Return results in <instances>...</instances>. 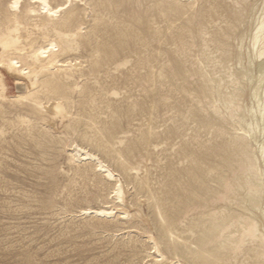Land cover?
I'll use <instances>...</instances> for the list:
<instances>
[{"label":"bare ground","instance_id":"bare-ground-1","mask_svg":"<svg viewBox=\"0 0 264 264\" xmlns=\"http://www.w3.org/2000/svg\"><path fill=\"white\" fill-rule=\"evenodd\" d=\"M254 10L253 25L241 31ZM197 42L205 47L200 66L188 68L180 57ZM153 43L175 45L157 68ZM4 69L18 88L10 99L31 114L19 122L47 138L60 119L73 182L82 179L93 198L109 189L111 206L81 207L90 225L141 230L152 264H264L256 213L264 217V0L0 1V98L9 88ZM248 87L252 106L242 104ZM162 110L174 112L160 130ZM160 145L170 162L157 165L154 187L148 168L139 173L142 160H162ZM130 185L133 205L140 195L148 201L147 222L128 209Z\"/></svg>","mask_w":264,"mask_h":264},{"label":"rangeland","instance_id":"rangeland-1","mask_svg":"<svg viewBox=\"0 0 264 264\" xmlns=\"http://www.w3.org/2000/svg\"><path fill=\"white\" fill-rule=\"evenodd\" d=\"M258 5L261 6V2ZM255 16H257L256 10L250 14V17L246 16L240 30L250 29ZM249 41V38H245V51ZM240 42V36L231 38L235 52ZM174 48V44L153 43L151 52L158 57L154 62L156 68L169 61L171 50ZM204 48L203 43L197 42L196 45L189 47L180 59L188 68L198 67L200 63L197 58L200 50ZM206 51L210 52V50ZM247 60L245 56L243 62L247 64ZM210 67L211 64L206 65L207 69ZM141 71L146 70L141 69ZM4 72L9 88L7 97L0 98V109L5 110L4 115L0 116V264H152L153 257L146 256L143 244L147 241V234L127 225L105 229L94 227L90 225L94 223L93 219L89 215L80 213L81 207L88 205L93 208L111 206L112 203H105L104 200L109 189L105 187L99 192L103 198H93L92 194L82 191V179L76 177V181L73 182L74 171L64 150L65 143L60 140L63 136L61 133L63 123L60 119L52 121L49 125L52 136L47 138L39 137L37 130L29 132L27 125L19 122V116L25 114L31 116V114L26 106L13 103L10 99L18 92V88L15 79L5 69ZM196 78V76L190 78L194 86ZM128 90L134 98L141 97L142 92L139 87L132 85ZM121 91L125 92L126 89ZM174 99L172 98V101ZM242 104L253 105L250 87L246 90ZM206 108L213 113L209 105ZM173 112L174 110H162L158 115L160 130L164 129V124L171 122ZM43 124L46 123H39V126ZM187 132L190 135V143L197 146V140L192 139L196 134L194 125H191ZM208 137L203 132L199 139L203 142ZM163 147L164 145H160L155 149L159 158H162L160 162L154 157L151 161L141 162L144 168L139 175H145L148 168L147 173L150 174V181L154 187H158L161 180L162 169L157 168V165L170 162L161 154ZM177 165L181 166L178 163ZM133 194L135 188L132 185L126 187L128 209L138 213L143 221L148 220L151 210L146 197L140 195L139 202L133 205ZM256 213L260 230L264 232V217L260 211ZM150 230L155 231L152 227ZM130 237L138 238L139 241L128 245Z\"/></svg>","mask_w":264,"mask_h":264}]
</instances>
